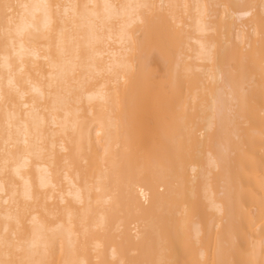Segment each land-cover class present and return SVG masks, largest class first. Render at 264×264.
<instances>
[{
	"label": "bare ground",
	"instance_id": "bare-ground-1",
	"mask_svg": "<svg viewBox=\"0 0 264 264\" xmlns=\"http://www.w3.org/2000/svg\"><path fill=\"white\" fill-rule=\"evenodd\" d=\"M0 264H264V0H0Z\"/></svg>",
	"mask_w": 264,
	"mask_h": 264
}]
</instances>
